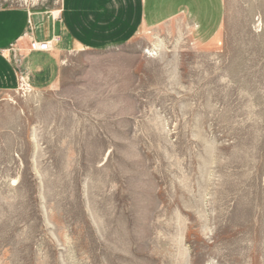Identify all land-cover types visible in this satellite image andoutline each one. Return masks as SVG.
Wrapping results in <instances>:
<instances>
[{
	"label": "rangeland",
	"instance_id": "1",
	"mask_svg": "<svg viewBox=\"0 0 264 264\" xmlns=\"http://www.w3.org/2000/svg\"><path fill=\"white\" fill-rule=\"evenodd\" d=\"M220 7L0 92V264H264V0Z\"/></svg>",
	"mask_w": 264,
	"mask_h": 264
},
{
	"label": "crops",
	"instance_id": "2",
	"mask_svg": "<svg viewBox=\"0 0 264 264\" xmlns=\"http://www.w3.org/2000/svg\"><path fill=\"white\" fill-rule=\"evenodd\" d=\"M216 7L220 0H59L52 10L1 8L0 92L16 89L20 76L36 89L53 83L63 53L125 44L140 30L184 15L212 23ZM50 40H57L51 52L28 49L30 41Z\"/></svg>",
	"mask_w": 264,
	"mask_h": 264
},
{
	"label": "built area",
	"instance_id": "3",
	"mask_svg": "<svg viewBox=\"0 0 264 264\" xmlns=\"http://www.w3.org/2000/svg\"><path fill=\"white\" fill-rule=\"evenodd\" d=\"M56 42L57 40L56 41L50 40L47 42L30 41L29 49H30V52H50L53 50L54 44ZM17 89H20L22 91L29 89V85L27 84V82L24 80L22 76L19 77V83H18Z\"/></svg>",
	"mask_w": 264,
	"mask_h": 264
}]
</instances>
